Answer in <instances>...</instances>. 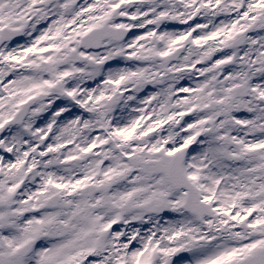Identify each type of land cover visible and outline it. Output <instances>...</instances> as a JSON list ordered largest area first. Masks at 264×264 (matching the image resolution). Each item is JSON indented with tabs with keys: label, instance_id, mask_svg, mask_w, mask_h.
<instances>
[{
	"label": "rangeland",
	"instance_id": "1",
	"mask_svg": "<svg viewBox=\"0 0 264 264\" xmlns=\"http://www.w3.org/2000/svg\"><path fill=\"white\" fill-rule=\"evenodd\" d=\"M24 1L0 0V27L31 22L0 48V126L29 95L43 92L34 110H45L0 137V264H23L9 255L34 236L52 242L35 264H230L264 244V103L253 98L264 96L263 46L231 45L248 27L247 0ZM104 20L130 35L84 55L80 36ZM246 80L249 96L234 97ZM180 146L211 217L186 212L185 190L150 162ZM56 191L62 200L47 210Z\"/></svg>",
	"mask_w": 264,
	"mask_h": 264
},
{
	"label": "water",
	"instance_id": "2",
	"mask_svg": "<svg viewBox=\"0 0 264 264\" xmlns=\"http://www.w3.org/2000/svg\"><path fill=\"white\" fill-rule=\"evenodd\" d=\"M25 28L22 27L18 32L13 34H8L6 30H3L0 35V45L5 41L7 37L17 36L19 33L23 31ZM121 31V32H120ZM128 33V29H115L111 26L105 24L100 28H95L87 33L81 40L82 45L85 47H92L93 49H98L100 46V42L103 38L108 36L114 38H122L125 37ZM247 30L243 31L238 35V37L234 40V45H240L244 42L246 38ZM179 55V52L174 53V58ZM247 94V87L245 84L238 85L235 88V96H245ZM259 100H263V98H259ZM34 100L27 101L21 110L10 119V122L17 123L23 120L25 117L29 107L33 104ZM114 103V100L108 102V105L111 106ZM187 152V148H182L177 150L175 153L170 155H165V157L161 158L157 161L156 167L159 171L165 172L168 181L173 184L175 187H185L187 189V195L184 202V206L190 209L193 212H196L203 217L206 215L212 214V208L210 205L199 198V194L194 184L190 182L186 174L183 172L182 162L185 158ZM257 153L256 150H251L249 155H255ZM59 194H54L50 197L47 202V206H54L59 200ZM29 249V247H28ZM27 252V249L23 250V253ZM232 264H264V245L259 249L255 250L253 253L241 257L237 261Z\"/></svg>",
	"mask_w": 264,
	"mask_h": 264
},
{
	"label": "flooded vegetation",
	"instance_id": "3",
	"mask_svg": "<svg viewBox=\"0 0 264 264\" xmlns=\"http://www.w3.org/2000/svg\"><path fill=\"white\" fill-rule=\"evenodd\" d=\"M245 10H247V12H248L246 19L249 23L248 29L250 30L247 41L252 42L254 44V46L261 43L263 46V49H261V51H262L263 56H264V0H247V6H246ZM260 27H262V29H263L262 30L263 32L261 33L262 37L253 39L254 34H257ZM253 44H252V46H250L251 51H252ZM255 47H256V49H258L257 46H255ZM253 54H255V53H253ZM75 159H77V158H75ZM74 163H75V166L78 168L77 174H80V173H84V175L87 174L88 165L84 166L83 163L79 160L74 161ZM80 164H82V167H85L83 170H79ZM36 248H37V246H34L32 252H34L36 250ZM24 257H25V260L22 261L23 264H31V263L36 262L35 260L30 259V258H36L35 256L31 257V255H27ZM54 264H57V258H56Z\"/></svg>",
	"mask_w": 264,
	"mask_h": 264
}]
</instances>
